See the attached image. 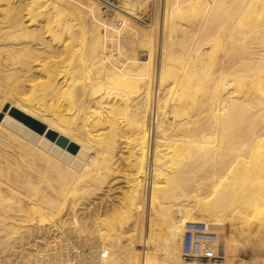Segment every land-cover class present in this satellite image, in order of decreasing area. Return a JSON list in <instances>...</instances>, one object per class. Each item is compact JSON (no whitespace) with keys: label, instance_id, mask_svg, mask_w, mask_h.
<instances>
[{"label":"bare ground","instance_id":"bare-ground-1","mask_svg":"<svg viewBox=\"0 0 264 264\" xmlns=\"http://www.w3.org/2000/svg\"><path fill=\"white\" fill-rule=\"evenodd\" d=\"M114 16L94 0H0L1 246L39 215L90 247L71 255L60 237L21 264H178L160 246L179 224L200 241L228 221L264 228V0H164L157 38ZM86 79L100 91L83 107ZM121 151L118 207L83 219ZM132 223L131 247L111 255Z\"/></svg>","mask_w":264,"mask_h":264},{"label":"rangeland","instance_id":"rangeland-1","mask_svg":"<svg viewBox=\"0 0 264 264\" xmlns=\"http://www.w3.org/2000/svg\"><path fill=\"white\" fill-rule=\"evenodd\" d=\"M94 1L97 2V4L100 6L104 15H115L114 17L116 18L117 13L122 14L127 17L131 21V23H133V25H135L137 28H140L141 30L147 29L152 32L150 27L153 23V32L155 33L157 38L159 34V27H156V16L152 18V16L148 14V8L150 7L151 0H149L148 3L146 2L147 5H145V8L142 7V9H137L134 5H132L133 0H123V4L125 2L135 9L133 10V13H136L138 11L144 13L141 18L142 21H137L134 17L129 16L128 14H125L120 10H114L107 6H102L100 0ZM152 19L153 22L151 23ZM101 29H103V27H101ZM161 31L162 29L160 30V36ZM123 36V34L119 35L118 42L122 41L124 48L126 49L130 46V39L127 37V35H125L124 37ZM138 56L142 59L146 58L147 52L144 51V49H141L138 52ZM82 81L85 82V80ZM86 82V86L80 85V88L84 87L83 89L85 93H83L82 89H79L76 92L77 99L74 98L77 103H83V107H87L88 105H90V102L99 95L100 91L99 83L93 82L92 80H90L89 82V79H86ZM25 87V89H23V93L25 92L24 96H26L27 94L29 95L30 93V91L27 90H30L29 86L25 85ZM35 91H37L36 94L38 98L41 99V102H43V100L49 101L47 99H50V96L49 98H47L46 96L48 95H45L43 92L39 90ZM81 91L83 96L80 93ZM1 99L2 98H0V101ZM52 100L53 99H50V101ZM44 103L45 101L43 102V104ZM123 144L124 141L123 143L121 142V145ZM6 148L11 149L8 146H6ZM120 155V158L119 155H116V158L118 159V168H116V171H119L117 175L116 171H114L113 174H115L116 176L113 175L114 177L111 178L110 182L103 186L102 191L90 198V204H87V201H84L83 204H80L89 207L86 209H78L77 213L80 214V217L84 216L83 219H90L92 216H94L96 211L109 216L114 212L116 207H118L121 198V191L125 188L123 175L126 171L125 168L127 166L125 162V152L123 151ZM34 219L35 220H33L31 231H26V233L24 232L23 236H20L22 237L21 239H19V236L13 237V239L16 238V240L14 241L11 240L13 248L10 247L12 246V244L4 248L0 243V264H21L23 257H26L29 251H34L33 248L43 250L46 244H52L60 237L65 238L64 242L67 244V247H64V249L69 250L71 255H74L75 253L89 254L90 247L82 243L81 240L78 239L75 232H72L68 229L63 230L60 225H52V223H50L47 219L42 218L39 215H37ZM178 227L179 228L177 229V235L174 237V239L169 242L162 241L160 246L161 251L163 252L162 257L165 259L168 258L167 260H170L173 263L187 264L189 262H194L196 264H264V228L262 226H259L258 221L255 219H252L243 225H240L238 223L233 224L228 221L225 224L211 227V235L205 240L204 238L201 239V241L197 236L192 235L190 228H188L187 226L179 224ZM134 229L138 231L137 223L129 224L125 228L124 233L122 234L123 236L121 237V239H119V241L118 239H112L113 243L111 245V249L108 252H110V254L113 256L124 255L126 249H128L132 245V242L129 241V238L125 235H128ZM62 230L63 232H61ZM21 242L24 244H22ZM202 242L209 243V245H211L213 249V255L204 257L200 256V244ZM72 245L74 246L72 247ZM138 248H140V246H138ZM54 251L55 255H57L56 258H58L59 254L65 253L63 251L60 252L59 250H57L60 252L58 253L56 249ZM94 251L95 253L100 254L99 251L93 250L92 252L94 253ZM82 261L85 262V260ZM50 263L54 264V261L47 262V264Z\"/></svg>","mask_w":264,"mask_h":264},{"label":"built area","instance_id":"built-area-1","mask_svg":"<svg viewBox=\"0 0 264 264\" xmlns=\"http://www.w3.org/2000/svg\"><path fill=\"white\" fill-rule=\"evenodd\" d=\"M100 1H101L102 6H107L114 10H120L124 12L125 14H128L129 16L134 17L137 21H142L141 18L144 15V13H141V11L140 12L138 11L136 13H133V12L129 13L127 8L124 7L123 0H100ZM163 8H164V0H151L150 7L148 8V14H150L152 18L156 16L155 18L158 23V20H160V17L163 14ZM116 22L117 24H120L121 21L118 19ZM152 22H153V19L151 23ZM151 25H153V23ZM157 64H158V57L156 55L154 63H153V79L154 80H155V72H156ZM153 87L155 86L153 85ZM200 249H201L200 256L202 257L213 255V249L211 245H209V243L202 242L200 244ZM104 254H105L104 252L101 253L102 256H104Z\"/></svg>","mask_w":264,"mask_h":264},{"label":"trees","instance_id":"trees-1","mask_svg":"<svg viewBox=\"0 0 264 264\" xmlns=\"http://www.w3.org/2000/svg\"><path fill=\"white\" fill-rule=\"evenodd\" d=\"M27 118H28V117H27ZM28 119H30L34 124H37V125H39V126L41 125L40 129H42L43 125L40 124L38 121L33 120V119H31V118H28Z\"/></svg>","mask_w":264,"mask_h":264},{"label":"water","instance_id":"water-1","mask_svg":"<svg viewBox=\"0 0 264 264\" xmlns=\"http://www.w3.org/2000/svg\"><path fill=\"white\" fill-rule=\"evenodd\" d=\"M61 141H63V142L66 141V138L63 137V139H61ZM63 142H62V143H63ZM72 146H73V148H72L71 150H72V151H75L76 148H77L76 144H72Z\"/></svg>","mask_w":264,"mask_h":264}]
</instances>
